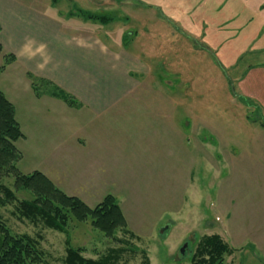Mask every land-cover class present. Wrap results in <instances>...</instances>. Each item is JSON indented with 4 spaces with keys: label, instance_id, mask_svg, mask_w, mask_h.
<instances>
[{
    "label": "rangeland",
    "instance_id": "obj_1",
    "mask_svg": "<svg viewBox=\"0 0 264 264\" xmlns=\"http://www.w3.org/2000/svg\"><path fill=\"white\" fill-rule=\"evenodd\" d=\"M262 4V0H0L6 37L5 48L0 38V68L4 66L0 73L17 60L11 50L20 58L26 51L32 65L25 67L18 59V71L31 69L28 74L35 78L37 90L49 95L52 86L60 87L54 81L70 80L60 73L61 66H72L76 60L70 50L78 40L83 46L81 39L94 37L109 53L105 60L111 61L105 64L102 56L90 68L80 61L81 71L86 77L96 74L100 89L133 93L91 124L82 121L85 126L78 137L87 143L96 140L97 145L88 144L82 153L73 154L74 163L36 153L24 141L15 145L26 153L18 164L21 173L44 171L64 193L91 208L111 194L123 214L124 229L107 236L90 220L70 218L66 235L39 221L21 220L16 202L30 194L14 191L13 178L6 177L4 183L16 200L0 204V219L11 232L40 236L45 264H62L66 237L84 249V257L94 260L118 250L117 264H196L198 242L213 234L231 250L223 264H260L264 108L241 95L237 81L250 67L264 65ZM82 11L109 21H84ZM68 84L76 87V82ZM78 90L82 93V85ZM77 100L80 106L88 103ZM92 150L98 151L96 157ZM254 239L259 241L256 249L251 247Z\"/></svg>",
    "mask_w": 264,
    "mask_h": 264
},
{
    "label": "trees",
    "instance_id": "obj_2",
    "mask_svg": "<svg viewBox=\"0 0 264 264\" xmlns=\"http://www.w3.org/2000/svg\"><path fill=\"white\" fill-rule=\"evenodd\" d=\"M82 12L84 14L80 13L81 16L77 15L84 21H97L102 24L109 21V19L106 20V16ZM160 15L164 18L162 13ZM166 20L170 25L172 24L173 28H176L174 23ZM176 30L183 34L178 29ZM128 35L122 36L124 43L125 37ZM1 49L0 46V51ZM8 59L13 61L11 54ZM29 78H31L33 89L37 90L35 78L31 75ZM52 87L54 89L51 91V96L62 100L70 107L78 108L80 106L79 101L66 90L57 86ZM22 137L23 133L15 119L14 106L0 91V193L4 194V199L0 198V204H8L11 199L15 201L14 191L23 190L28 192L30 197L16 202L15 212L21 220H27L33 224L39 221L44 227L66 235L70 218L78 222L90 220V225L93 228L107 236L112 235L117 228L124 229L126 224L123 214L111 194L105 195L98 204L91 208L77 196L64 193L40 171L21 173L17 166L21 159V152L16 148L15 142ZM6 177L13 178L14 191L9 190L4 183ZM125 231L127 230L125 229ZM40 242V236L32 237L25 233L11 232L6 223L0 219V264H45L46 254L41 249ZM230 251L227 243L222 241L217 234H213L203 237L198 242L193 259L199 256L196 264H223L224 255ZM83 252L82 247L73 246L69 238L66 237L65 256L62 264L118 263V250H111L107 255L97 260L84 257ZM260 263L264 264V260Z\"/></svg>",
    "mask_w": 264,
    "mask_h": 264
},
{
    "label": "crops",
    "instance_id": "obj_3",
    "mask_svg": "<svg viewBox=\"0 0 264 264\" xmlns=\"http://www.w3.org/2000/svg\"><path fill=\"white\" fill-rule=\"evenodd\" d=\"M262 3V19H264V0H262ZM203 23L206 24L205 21ZM0 27L1 44L3 48H5L6 37L3 35L4 26L2 22H0ZM81 40L84 41L83 46L78 44L81 43V41L78 40L77 45L70 50L72 52L71 56H75L74 58L76 59L75 62L72 63V66L60 67L61 75H67V79L70 77L68 82H64L68 87L63 85L64 78L61 83L54 81L64 90L69 91L75 98L88 100V103H85L86 105L78 108L70 107L62 100L50 94L48 95L47 93H41L39 90H34L27 76L28 72L32 73V70L23 69L18 71L17 69L18 59L24 62L25 67L32 65L31 54L25 51L23 52V58H20L18 51L15 52L11 50L17 60L0 73V91L14 106L15 118L23 133V137L16 141V146H18L20 141H24V143L27 142L30 147L34 148L36 153L40 152L41 154L55 158L56 161H62L64 158L68 160L71 159L72 163H74L75 160L72 158L73 154L82 153L88 144L97 145L96 140H91V142L87 143L78 137L81 127L83 128L85 126L82 125V121H87L88 124H91V120L106 108L116 104L118 100L128 97V95H133L132 92L128 91L100 89L97 87L98 80L95 78L96 74H92L91 72V76H85L87 72L85 71L83 73V71H81L80 61L84 62V66L90 68L92 62H95L102 56L105 60L109 57V53H107L103 46L96 44L97 40L94 37ZM110 61L111 60H105V64ZM102 78L106 79L104 76ZM71 81L73 83L76 82L75 88L73 85L68 84ZM103 81L106 83L105 80ZM79 85H82V88H84L82 93L78 90ZM237 87L241 95L252 100L255 104L258 103L264 108V65L250 67L246 70L245 74L238 79ZM68 145H74L77 148L68 147ZM65 146H67L66 149H64ZM79 149H81V151ZM18 150L21 152V159L18 162V164H20L26 153L25 149L23 151L18 148ZM91 154H94V157H96L98 151L92 150ZM35 156H39V154ZM95 160H97V158H95ZM100 161L102 160H97L96 162ZM33 171H35V169L29 173ZM41 173L50 179L49 176L51 175H48L44 171ZM51 182L53 183V181ZM231 236L234 240L235 233L232 232ZM254 240L255 241H252V245L248 244L247 246L251 245V247L253 246L256 249V242L259 241H257L258 239Z\"/></svg>",
    "mask_w": 264,
    "mask_h": 264
},
{
    "label": "water",
    "instance_id": "obj_4",
    "mask_svg": "<svg viewBox=\"0 0 264 264\" xmlns=\"http://www.w3.org/2000/svg\"><path fill=\"white\" fill-rule=\"evenodd\" d=\"M163 231V230H162ZM162 231H161V233H162Z\"/></svg>",
    "mask_w": 264,
    "mask_h": 264
}]
</instances>
